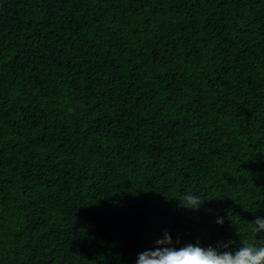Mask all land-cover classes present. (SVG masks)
<instances>
[{
    "label": "trees",
    "instance_id": "16d2710c",
    "mask_svg": "<svg viewBox=\"0 0 264 264\" xmlns=\"http://www.w3.org/2000/svg\"><path fill=\"white\" fill-rule=\"evenodd\" d=\"M257 216L264 0H0V264L235 250Z\"/></svg>",
    "mask_w": 264,
    "mask_h": 264
},
{
    "label": "clouds",
    "instance_id": "9594fccd",
    "mask_svg": "<svg viewBox=\"0 0 264 264\" xmlns=\"http://www.w3.org/2000/svg\"><path fill=\"white\" fill-rule=\"evenodd\" d=\"M180 199L181 206L198 210L203 202L192 194ZM217 223H223L218 218ZM251 231L257 236L264 233V217L257 216L251 225ZM155 249H148L138 254L137 264H264V244L242 241L235 250H221L209 246L188 244L181 248L173 245L171 235L165 231L164 238L156 241Z\"/></svg>",
    "mask_w": 264,
    "mask_h": 264
}]
</instances>
